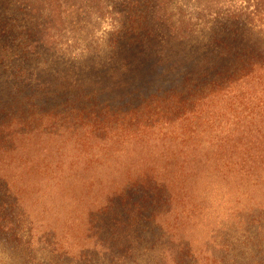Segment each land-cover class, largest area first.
I'll list each match as a JSON object with an SVG mask.
<instances>
[{
	"label": "rangeland",
	"instance_id": "1",
	"mask_svg": "<svg viewBox=\"0 0 264 264\" xmlns=\"http://www.w3.org/2000/svg\"><path fill=\"white\" fill-rule=\"evenodd\" d=\"M48 1L54 3V11L45 0H0V49L12 48L18 56L13 63L0 56L3 118L55 114L52 120L59 128L86 114L96 117L117 109L126 113L130 103L136 105L138 97L157 89L177 86L186 91L179 77H173L176 63H188L196 49L264 47V17L255 13L256 0ZM157 13L161 19L170 16L178 29L165 24L155 30L151 20ZM186 34L190 39L181 40ZM151 47H164L168 57L178 60L157 66L160 74H156L154 54L160 49ZM144 60L148 64L140 66ZM175 80L176 84L171 82ZM105 105L109 112L103 110ZM58 133L67 137L63 130ZM78 135L90 137L85 131ZM38 138L34 141L38 146L16 158L29 161L34 149L48 147ZM79 139H59L66 164L76 150L81 152L80 160L86 159V147ZM88 142L99 143L93 138ZM157 157L154 162L164 166L169 155ZM0 160V264L163 263L168 237L151 221L139 217L135 221L131 209L118 203L90 222L87 206L77 202L85 191L73 183L68 188L65 184V192L42 189L45 184L37 192L30 188L16 196L17 202L1 192L6 176L8 180L12 176L3 167L12 162ZM202 190L195 189L194 194ZM212 199L209 194L200 203L195 195L192 205L181 209L176 231L194 255L188 264H213V255L220 257L223 252L217 245L230 247L227 258L234 260L232 264H264V194L256 198L262 207L258 231L255 225L247 226L248 220L236 224L247 212L235 219L226 206L215 208ZM88 232L94 240L86 241Z\"/></svg>",
	"mask_w": 264,
	"mask_h": 264
},
{
	"label": "trees",
	"instance_id": "2",
	"mask_svg": "<svg viewBox=\"0 0 264 264\" xmlns=\"http://www.w3.org/2000/svg\"><path fill=\"white\" fill-rule=\"evenodd\" d=\"M45 1L54 11V3ZM256 1L255 13L264 17V0ZM151 24L155 30L165 24L173 31L178 29L166 14L161 19L157 13ZM180 38L188 40L190 36ZM144 48L148 47L139 50ZM151 48L160 49L154 54V73L166 61L178 60L168 57L164 47ZM0 56L10 62L18 58L12 48L0 49ZM147 64L144 60L140 66ZM176 65L173 77H179L186 91L177 86L157 89L138 97L136 105L130 103L126 113L119 109L109 112L105 105L103 110L109 113L78 116L59 128L52 120L55 114H35L27 119L0 114V158L12 162L3 167L12 176L10 180L6 176L1 192L19 202L16 196L30 188L37 192L45 184L42 189L65 192L68 183H73L85 191L77 202L87 206L90 222L116 209L118 203L127 206L129 214L136 215L135 221L137 217L151 221L168 237L162 264L194 261L190 245L176 226L182 218L181 209L192 205L195 195L204 203L212 194L214 207L226 206L235 219L247 212L236 224L248 220L247 226L255 225L258 231L262 207L256 198L264 194V47H204L196 49L188 63L178 61ZM60 130L67 137L59 134ZM79 131L90 137L78 135ZM74 136H80V146H85L88 154L80 160L81 152L76 150L66 164L59 139ZM38 137L48 147L34 149L29 161L16 158L27 148L38 146ZM90 138L99 143L89 144ZM159 153L163 159L169 155L164 166L154 162ZM200 187L203 190L194 194ZM93 238L88 232L86 241ZM97 247L94 242V249ZM215 248L223 252L220 257L213 255V264H227L228 260L232 264L228 245Z\"/></svg>",
	"mask_w": 264,
	"mask_h": 264
}]
</instances>
